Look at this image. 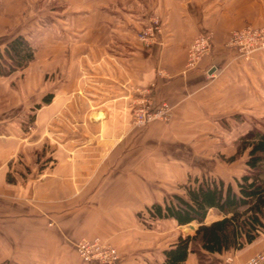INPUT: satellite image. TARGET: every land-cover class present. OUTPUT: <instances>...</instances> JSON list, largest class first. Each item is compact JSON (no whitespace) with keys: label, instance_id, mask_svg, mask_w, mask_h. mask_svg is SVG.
<instances>
[{"label":"crops","instance_id":"obj_1","mask_svg":"<svg viewBox=\"0 0 264 264\" xmlns=\"http://www.w3.org/2000/svg\"><path fill=\"white\" fill-rule=\"evenodd\" d=\"M152 17L161 44L143 47L134 35ZM246 25L264 27V0H0V50L16 36L34 50L26 68L0 77V264H87L76 243L95 237L117 250L114 264H163L196 224L147 228L137 213L181 194L188 179L236 189L241 138L264 131V50L243 57L226 45ZM203 33L210 54L189 67ZM131 88H152L170 121L129 132ZM47 130L49 161L31 173L47 159ZM221 218L211 209L205 224ZM263 250L264 232L242 250L203 253V264H245Z\"/></svg>","mask_w":264,"mask_h":264},{"label":"trees","instance_id":"obj_2","mask_svg":"<svg viewBox=\"0 0 264 264\" xmlns=\"http://www.w3.org/2000/svg\"><path fill=\"white\" fill-rule=\"evenodd\" d=\"M33 59V48L16 36L0 51V77L23 70ZM50 100L51 95H45L42 103ZM240 148L247 151L246 171L235 181L236 189L211 177L188 179L178 187L181 194H172L162 205L147 209L150 220H174L177 226L196 224L193 234H179L163 251V264H184L188 253H195L203 264V253L242 250L264 232V131H250L241 138ZM211 209L222 218L205 224Z\"/></svg>","mask_w":264,"mask_h":264},{"label":"built area","instance_id":"obj_3","mask_svg":"<svg viewBox=\"0 0 264 264\" xmlns=\"http://www.w3.org/2000/svg\"><path fill=\"white\" fill-rule=\"evenodd\" d=\"M161 34V25L154 18L150 21L143 32L139 34V40L145 44L157 42ZM210 35L203 33L196 36L188 48V65L191 67L198 59L210 54ZM227 46L238 49L242 56H249L255 51L264 49V30L245 27L234 31L228 38ZM170 108L166 105L161 107L157 116L169 113ZM155 114H150L146 109L139 110L134 118L135 124H145ZM76 252L82 262L87 264H114L118 259L117 251L108 244H102L99 240H80L76 244ZM245 264H264V250L249 259Z\"/></svg>","mask_w":264,"mask_h":264},{"label":"rangeland","instance_id":"obj_4","mask_svg":"<svg viewBox=\"0 0 264 264\" xmlns=\"http://www.w3.org/2000/svg\"><path fill=\"white\" fill-rule=\"evenodd\" d=\"M156 18L158 21V17H152L148 23H145L140 29L139 31L134 35V38L136 40V42H138L140 45H142L143 47H150L152 45H160L161 44V41H160V37H161V34L160 36L158 37L157 39V42L155 43H152V44H145L143 42H141L139 40V34L141 32L144 31V29L150 25V21L152 19ZM160 23V21H159ZM245 27H250V28H254V29H263L264 30V27H254V26H251V25H246L242 28H245ZM241 28V29H242ZM240 30V29H238ZM236 31V30H235ZM234 31H232L230 33V35L233 33ZM210 35V34H209ZM229 35V36H230ZM210 43H211V35H210ZM191 44V43H190ZM227 45V43H226ZM211 48V47H210ZM3 49V48H1ZM261 50H264V49H261ZM2 51V50H0ZM211 51V50H210ZM260 51V50H259ZM257 52V51H255ZM253 52V53H255ZM188 53V51H187ZM210 53V52H209ZM252 54V53H251ZM250 54V55H251ZM209 55V54H208ZM245 57V56H243ZM49 82V81H48ZM48 84V83H47ZM13 85V84H12ZM49 85V84H48ZM47 89H49V86L47 87ZM49 91V90H48ZM128 91H130V94H131V97L129 98L128 100V103H127V106H126V109H127V113H128V119H129V132H133L135 131L134 134L136 135H142L143 133H145L146 129L151 127L154 123H167L170 121L171 119V116H172V113H171V108L170 106H168L165 102L162 103H158V104H155L152 100V97H151V92H152V88L149 90L147 88H131L129 89ZM45 104V103H44ZM163 105H167L169 108H170V111L169 113H163L162 115L160 116H157V112H159L161 110V107ZM40 106V104H34L32 105L29 109H28V113H27V116H26V129L25 131L27 132V134H31L32 132H34V126L32 125L33 123V118L34 116L32 114H30V112H33L35 108H38ZM141 109H146L150 114H155V117L153 116L152 118H150V120L141 125V124H138L137 123L135 124V121H134V118L136 116V113L139 112V110ZM264 127V125H263ZM50 130H47L44 135H43V148H42V153L43 155L44 154H48L47 156V159L45 161V159H43V162H40V164H37L35 166H33L31 168V173L33 171H39V169H41L42 165H45L47 163V161H49V154H50V148H51V142H50ZM29 170V169H28ZM137 218L139 220L140 223H144V226L145 227H149L150 226V218L148 216V213H147V209H142L140 210L138 213H137ZM212 218V217H210ZM143 221V222H142ZM99 240L100 243L102 244H107L105 242H102L99 238H92V239H84V240ZM80 240H83V239H80ZM78 240V241H80ZM77 241V243H78ZM76 243V244H77ZM109 245V244H108ZM111 246V245H110ZM112 247V246H111ZM114 248V247H113ZM76 249V247H75ZM115 249V248H114ZM116 250V249H115ZM117 251V250H116ZM77 253V252H76Z\"/></svg>","mask_w":264,"mask_h":264},{"label":"water","instance_id":"obj_5","mask_svg":"<svg viewBox=\"0 0 264 264\" xmlns=\"http://www.w3.org/2000/svg\"><path fill=\"white\" fill-rule=\"evenodd\" d=\"M188 229H192V226L190 225V226L186 227V229H184V233H187Z\"/></svg>","mask_w":264,"mask_h":264}]
</instances>
